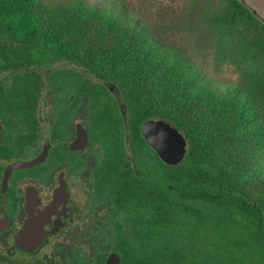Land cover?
<instances>
[{
	"label": "trees",
	"instance_id": "obj_1",
	"mask_svg": "<svg viewBox=\"0 0 264 264\" xmlns=\"http://www.w3.org/2000/svg\"><path fill=\"white\" fill-rule=\"evenodd\" d=\"M220 1L205 19L220 61L240 74L224 88L149 35L121 1L56 0L46 8L42 0H0V91L12 93L0 101L13 151L27 126L29 155L37 153L42 93L46 107L55 89L56 97L73 96L60 123L82 93L88 99L90 141L101 158L94 176L107 181L102 198L111 210L92 228L94 240L76 248L88 246L93 264L110 252L120 264H264V22L242 0ZM102 82L115 86L124 117ZM147 119L185 137L178 165L147 145Z\"/></svg>",
	"mask_w": 264,
	"mask_h": 264
},
{
	"label": "flooded vegetation",
	"instance_id": "obj_2",
	"mask_svg": "<svg viewBox=\"0 0 264 264\" xmlns=\"http://www.w3.org/2000/svg\"><path fill=\"white\" fill-rule=\"evenodd\" d=\"M6 78L7 76L0 77L1 80ZM86 79L92 81V78L86 77ZM102 85L116 99V105L121 116L124 117L114 90L110 89L109 83L102 82ZM11 94V91L8 90L0 91V96L8 97ZM72 99L73 96L68 99L62 98L60 95L56 97L55 89L50 99L51 106L46 107L44 93L41 94L36 111L42 142L38 143V151L33 156L29 155L27 126H24L25 140L20 150L14 152L12 144L6 142L8 134L11 133L5 132L2 121L4 102L0 101V223L4 224L0 229V264L94 263L92 256L95 253L88 250V246L85 251L76 248H83L82 243H91L94 240L90 233L92 228L95 225H100L103 221H108L111 217L110 205L104 199L108 191V183L97 175L94 176L93 167L100 163L101 158L98 155V146L92 145L90 141V132L87 126L89 113L87 97L82 93L80 105L74 112L69 114L65 122L57 121L58 112L63 107H68ZM45 125L49 127L48 141L43 135ZM77 125H81L86 130L87 144L84 149L71 150L69 145L76 138ZM56 128L58 129L57 134ZM45 144H48L45 159L30 167L33 168L41 164L44 165L42 169L22 172L20 170L24 169H13L3 187V178L7 167L15 161H27L37 157L44 150ZM5 149H8V155L3 153L2 150ZM50 152H52L51 156ZM125 166L133 167L131 155L127 156ZM62 182L66 188V202L59 220L63 225L56 229L55 224L51 231L45 233L37 248L20 249L16 245L15 239L28 217L26 204L30 196L29 193H35L38 210L42 211L46 205L54 201L56 190ZM56 237L58 238L57 242ZM108 255L109 253L106 258ZM118 255L121 262V255Z\"/></svg>",
	"mask_w": 264,
	"mask_h": 264
},
{
	"label": "rangeland",
	"instance_id": "obj_3",
	"mask_svg": "<svg viewBox=\"0 0 264 264\" xmlns=\"http://www.w3.org/2000/svg\"><path fill=\"white\" fill-rule=\"evenodd\" d=\"M42 1L46 8L56 5V0ZM84 1L86 3L103 2V0ZM118 1H121L138 19L149 35L169 50H178L183 56L193 61L211 82L217 83L220 88L236 85L239 82L240 74L235 65L227 60L220 61L217 56L215 30L205 19L206 13L222 6L220 0ZM50 106L51 100L48 101V107ZM43 135L48 141L49 127L47 125L44 126ZM57 239L56 237V242Z\"/></svg>",
	"mask_w": 264,
	"mask_h": 264
},
{
	"label": "water",
	"instance_id": "obj_4",
	"mask_svg": "<svg viewBox=\"0 0 264 264\" xmlns=\"http://www.w3.org/2000/svg\"><path fill=\"white\" fill-rule=\"evenodd\" d=\"M254 14L264 22V0H242ZM111 90L116 93V88L109 83ZM140 133L148 146H150L159 159L166 165H178L185 158L188 145L185 137L177 128L165 120L147 119L140 125ZM87 144L86 130L81 126L76 127V138L69 145L71 150L84 149ZM48 144H45L44 150L35 158L27 161H15L10 164L4 173L3 187L6 185L8 177L13 169H26L42 162L47 155ZM31 192V191H30ZM26 204L28 217L18 232L15 243L22 250H32L37 248L46 232L51 231L56 224V229L63 225L59 217L63 213V205L66 202V188L61 183L56 190V196L53 202L39 211L35 193H29ZM35 195V197H34ZM4 224L0 223V229ZM106 264H120V257L115 252L109 253L106 258Z\"/></svg>",
	"mask_w": 264,
	"mask_h": 264
}]
</instances>
